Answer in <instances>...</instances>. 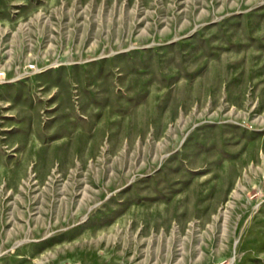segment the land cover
Here are the masks:
<instances>
[{
  "label": "rangeland",
  "instance_id": "obj_1",
  "mask_svg": "<svg viewBox=\"0 0 264 264\" xmlns=\"http://www.w3.org/2000/svg\"><path fill=\"white\" fill-rule=\"evenodd\" d=\"M0 264H264V0H0Z\"/></svg>",
  "mask_w": 264,
  "mask_h": 264
},
{
  "label": "built area",
  "instance_id": "obj_2",
  "mask_svg": "<svg viewBox=\"0 0 264 264\" xmlns=\"http://www.w3.org/2000/svg\"><path fill=\"white\" fill-rule=\"evenodd\" d=\"M26 69H27L28 71L33 70V69H34V66H33V65H29Z\"/></svg>",
  "mask_w": 264,
  "mask_h": 264
}]
</instances>
